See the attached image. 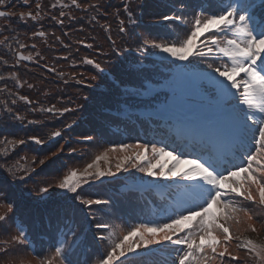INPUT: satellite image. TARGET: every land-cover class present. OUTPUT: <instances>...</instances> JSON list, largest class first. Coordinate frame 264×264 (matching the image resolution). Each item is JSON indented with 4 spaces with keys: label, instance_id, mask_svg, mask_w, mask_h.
<instances>
[{
    "label": "snow or ice",
    "instance_id": "snow-or-ice-1",
    "mask_svg": "<svg viewBox=\"0 0 264 264\" xmlns=\"http://www.w3.org/2000/svg\"><path fill=\"white\" fill-rule=\"evenodd\" d=\"M22 3L29 8L28 11L17 13L14 10H0V21H7V24L0 25V30L15 31L11 27L13 17L21 22L31 20L39 23L45 6L36 2L33 7L30 0H22ZM57 3L61 9L74 6L86 11L89 8L101 7L99 4L83 5L80 0H70V4L57 0ZM10 4L11 0H0V9L8 8ZM52 7L55 8L56 5L53 4ZM180 7L184 8L185 5L181 4ZM198 7L200 11L195 12L192 26L185 38H178L172 42L144 40L137 50L143 51L151 47L177 61H189L193 57L223 61L215 66L208 65L216 76L222 78L213 82L222 100L224 121L222 126L213 125L207 129L208 142L202 149L206 158L203 160L200 157L187 158L186 153L177 154V150H168L167 147L157 146L155 143L151 145L139 142L122 143L96 155L82 170L69 169L62 178L54 182L55 187L73 194L75 201L89 209L94 205H107L109 201L82 194L84 186L105 176H115L121 170L127 172L135 169L157 179L178 178L187 182L182 192L169 193L175 200L176 208L165 223H141L128 228L126 233L121 235H116L114 230L109 231L111 225L97 223L96 228L103 230L98 239L109 242L106 254L97 264H126L127 258L130 255H137L140 249L165 243L174 246L176 256L173 264H241L240 257L234 254L240 251H244L253 264H264V241L257 242L243 235L248 231L257 232L253 220L261 222L264 226L260 214L254 211L255 207L264 210V0H259V3L257 0L239 2L218 0L214 11L210 10L211 5L208 8L204 5ZM123 10L131 20L133 13L127 2L124 3ZM65 16L66 13L61 10L59 15L53 16L52 19L63 25ZM162 19L177 22L185 20L182 15L177 14L165 15ZM124 23V20H120L119 31L122 33L126 31ZM105 31L110 33L111 25H106ZM46 35L44 31L32 33V36ZM15 43L17 45L14 50L15 65L36 58L31 54L24 55L20 51L27 47L26 44L19 40ZM80 43L85 42L81 40ZM0 44L8 45L11 50L10 38L0 40ZM87 47L91 48L92 45L87 44ZM36 55L39 56V53ZM0 62L8 64L4 57H0ZM82 63L93 65L95 69L103 71L101 63L92 58L84 57ZM50 71H55V68ZM11 78L17 85L22 86L20 78L15 73L11 74ZM3 79L4 77H0V80ZM175 81L176 79H173L169 84L172 91ZM27 86L33 87L32 84ZM0 92L17 95L25 104L32 103L27 95L12 93L7 85L0 89ZM15 103L13 100L12 104ZM4 107L8 112H12L7 103ZM40 110L60 115L71 111L70 108L60 109L55 105ZM14 119L22 121L24 117L15 115ZM190 130L193 133L200 131L197 127H191ZM61 135V131H53L49 141ZM86 139L91 140L92 137ZM27 140L41 146L49 142L39 135L29 136ZM246 141H251V147ZM26 142L24 139L7 137L0 139V156H9L10 152ZM241 149L246 153L245 162L229 167V158L235 151ZM62 151L63 146L57 148L51 155L56 156ZM70 151L74 152L75 149ZM109 153L122 154L116 158L115 171ZM37 160L39 165H45L49 157L39 159L32 157L33 164ZM101 161L106 167H101ZM182 165L188 167L182 168ZM0 169H3L13 181L23 180L36 170L35 168L29 170L19 161L0 164ZM21 169L24 172L23 176L17 174ZM52 186L40 187L39 191L46 193ZM13 207L12 203L0 201V210H4L0 212V223L8 219V213L12 212ZM104 231H108V235H104ZM69 233L73 238L71 243L67 240ZM64 236L65 239L58 242L59 246L54 247L51 255L36 257L37 264H76L72 259V252L78 236L73 226H68ZM31 243L28 233L19 230L18 234L5 242V247L0 248V256L6 257V264H31L23 254L16 251L19 248H30ZM244 264H247V261Z\"/></svg>",
    "mask_w": 264,
    "mask_h": 264
},
{
    "label": "trees",
    "instance_id": "trees-1",
    "mask_svg": "<svg viewBox=\"0 0 264 264\" xmlns=\"http://www.w3.org/2000/svg\"><path fill=\"white\" fill-rule=\"evenodd\" d=\"M161 1L127 0L133 13L129 20L127 12L123 10L125 2L121 3L120 0H80L83 5L99 4L101 6L97 9L89 8L86 11L74 6L61 9L57 0H30L33 7L36 2L45 6L39 23L31 20L21 22L13 17L11 27L15 31L0 30V40L10 38L11 44V50L8 45L0 44V57L8 60V64L0 62V77H4L0 80V89L7 85L12 93L27 95L32 101L31 104H25L18 99L17 95L0 92V139L7 137L27 141L10 152L9 156H0V164L19 161L29 170L36 169L31 176L15 181L3 169H0V201L14 205L12 212L8 213V219L0 223V248L5 247V242L13 236L12 234H18L19 230H23L28 233L32 243L30 248H25L26 250L19 249L24 252L23 256L27 259L36 258L40 255L38 250L41 244L43 245L42 242L48 243L41 237L48 233L47 230L51 233L56 231L61 240L65 239V236L60 234V230L70 218V213L67 211L72 210L76 217L72 226L78 235L81 228L83 229L86 218L82 210L75 205H78V202L74 200L73 194L55 187L54 182L62 178V175L72 167L82 170L84 164L94 159L102 148H110L122 142L146 144L141 136L148 139L151 132L157 129L155 121L159 120L158 116L148 114L147 111L159 109L170 100V93L151 87V84H170L175 75L170 74V70L175 62L151 57L153 53L159 51L158 49L151 47L143 51L137 49L144 40H154L152 36H168L169 41L165 42L172 40L171 35L166 33L164 25L158 24V17L161 16L163 9L165 12L172 11L166 5L167 0ZM176 1L180 5H185L180 14L186 17L188 23L191 24L194 13L200 11L198 5L205 6L206 1L209 0ZM63 2L70 4V0H63ZM53 4L56 5L55 8L52 7ZM186 9L194 12L186 14L184 11ZM1 10H14L18 13L28 11L29 8L22 3V0H11L9 7ZM61 10L66 13L63 17V25L52 19L53 16H58ZM117 12L119 15H116ZM120 20L125 22L126 31L123 33L119 31ZM4 24H7V21H0V25ZM189 24L186 27L176 26L175 32L178 37L189 31ZM106 25H111L110 33L105 31ZM34 31H44L47 35L45 37L32 36ZM109 35L111 39L107 42L104 39L107 43L106 52L93 46L98 37L109 38ZM91 36H96V39H90ZM16 40L27 45L20 51L25 55L31 54L36 57L33 61H21L19 65H15ZM81 40L85 43H80ZM113 41H115L114 44ZM155 41L162 42L161 40ZM87 44H92V47H87ZM33 45H35L34 48ZM37 53L39 56L36 55ZM84 57L101 63L103 71L95 69L93 65L82 63ZM209 64L211 63L206 65ZM192 65L195 63L192 62ZM47 68H55V71H49ZM12 73L20 78L22 86L17 85L16 81L11 78ZM28 84L33 85L30 92L24 89V86ZM13 100L16 101L15 104H12ZM60 102L71 104L69 107L71 111L63 115L47 114L43 119V114L40 113L43 111L40 109ZM5 103L12 108V112L5 109ZM15 115H20L24 119L16 120ZM35 117L43 121L44 125H36L33 122ZM165 123L176 125L172 119ZM67 125L71 127H66ZM112 126L117 128L118 133L113 130ZM57 130L61 131L62 135L49 141L51 133ZM33 135H39L49 142L42 146L36 145L27 140ZM82 135H90L94 141L100 140L98 143L100 145L96 147L98 149L91 146L94 141L91 145H83L79 142L78 137ZM157 137H161L159 132H154L151 140ZM61 146H63V151L52 156L51 153ZM70 149H75V151L72 152ZM117 154L120 153H112L115 157ZM34 156L38 159L48 156L49 160L45 165H39L38 160L33 164L32 157ZM22 157L24 159H21ZM124 173V177L130 179H147V176L139 171H137V176L136 173ZM17 174L23 176V169ZM113 177L118 178L116 175L105 176L97 180L98 184L95 181L85 185L82 194H87L94 199L104 197L110 200L114 205L112 204V211L109 209L110 211L105 213V216L108 220H119L122 227L128 229L136 223L134 220L127 219L123 210L126 212L132 210V203L126 204V202L137 200L138 195L131 191L133 186L127 185L121 178L113 179ZM48 185L53 186L49 187L46 193L39 191L40 187ZM99 208L93 207L97 215L101 213ZM3 211L0 210V212ZM63 211H65L64 214ZM9 227H13V231L17 233H12ZM120 229L119 224L118 230ZM92 232L88 234L86 241V248L89 250L92 249V245H96ZM53 235L54 238L49 240L50 245L45 247V253L52 254L54 247L59 246L55 233ZM72 239L69 233L67 235L69 243ZM96 253L98 251L95 249ZM75 254L76 251L72 253V259ZM4 260L6 261V257L0 256V264L4 263ZM74 261L82 264L78 259ZM138 261L130 260L128 264H141L142 261V264H150V261L145 259Z\"/></svg>",
    "mask_w": 264,
    "mask_h": 264
},
{
    "label": "rangeland",
    "instance_id": "rangeland-1",
    "mask_svg": "<svg viewBox=\"0 0 264 264\" xmlns=\"http://www.w3.org/2000/svg\"><path fill=\"white\" fill-rule=\"evenodd\" d=\"M121 1V3L123 2H127V0H120ZM162 1H164V0H162ZM161 1V2H162ZM239 0H235V2H238ZM173 2H175V4H178V5H180L179 3H178V1H176V0H173ZM168 6V5H167ZM168 7H170V9L173 11H171V12H165L164 11V9L161 11V13L160 14H164V13H169V14H178V15H180V12L182 11V8L179 6V8H177L176 6H168ZM214 10H216V7L213 9V11ZM185 11V13L186 14H188V13H190V12H192L193 10H191V9H186V10H184ZM194 12V11H193ZM195 14V13H194ZM163 16H165V15H162L159 19H158V21L160 20V21H162L163 19H162V17ZM194 16V15H193ZM184 17V16H183ZM185 18V17H184ZM188 21V20H187ZM172 25H170L171 26V28L172 29H175L176 28V26H186V23H185V20L182 22V21H180V22H177V21H172V23H171ZM191 26H192V24H191ZM191 26H190V28H191ZM190 28H189V30H190ZM166 31V33H168V34H170L171 35V39L172 40H170V42H172V41H175V40H177L178 38L174 35V32L173 33H170L171 31H170V29H166L165 30ZM188 33V32H187ZM187 33H183V36H185L186 37V35H187ZM108 37V36H107ZM152 38L154 39V40H161L162 42H165V41H167L168 40V36H163V37H161V35L160 36H158V37H155V36H152ZM164 38H166V40H164ZM90 39H96V36H91V38ZM104 39L106 40V42L108 41V39L109 38H101V37H98L96 40H95V43H93V46L94 47H97V48H99L100 50H104V52H106L105 50H106V48H107V43L104 41ZM180 39H182V38H180ZM203 39V38H202ZM169 41V40H168ZM157 42V41H156ZM92 45V44H91ZM130 49V48H129ZM159 53H160V59H162V60H170L169 62H175V65H174V67L173 68H171V70H170V74H175L174 75V77L173 78H175V79H180L181 80V82H184V78H185V74H187L188 72H192L191 74L192 75H190V77H192L190 80H187L185 83L186 84H188V83H190V82H192L193 81V79L196 81V82H194V83H192V85H194L195 87H192V86H190V85H188L187 86V90H189V94H190V96L191 97H189V100H188V102H184V103H186L187 105H183V104H179L178 103V100H180V98H178V95H177V97L176 96H174V97H172V100L175 102L176 100H177V102L175 103L177 106V108H181L182 106H186L187 108V111H185V113L186 114H189V113H193L192 115H193V118H194V120L193 121H187L189 124H192L193 126H199V125H201V127L203 126L201 123H202V119H201V113H206L207 111H210V110H212V108H213V106H216L217 104H206V103H204V102H202L201 101V99L203 98V96L205 97V98H213L212 100H216V101H219V100H221V97H220V95H219V92H218V89L216 88V86H215V84H214V80H220V79H222V78H220V77H218V76H216L213 72H212V70L209 68H205V63L203 62V60L202 59H199V58H190V60L193 62V60H195L197 63H196V67L197 68H195V69H192V70H190L189 68H187V62L188 61H177V60H173L168 54H166V53H163L162 54V52L161 51H159ZM158 56V53H154L153 54V57H157ZM208 59H212V58H208ZM207 61H212V63H213V65L215 66V65H217V64H219V63H222L223 61H219V60H214V59H212V60H205V62H207ZM194 63V62H193ZM200 69H201V71H200ZM47 70H49L50 71V69L49 68H47ZM198 72V73H197ZM201 72V73H200ZM197 79H196V78ZM202 80H206V81H202ZM200 82V83H199ZM200 84H204V86H206L207 88H205V87H202V86H200ZM24 89L27 91V92H30V88L29 87H27L26 85L24 86ZM177 91V90H176ZM234 91V90H233ZM31 92H33L32 90H31ZM180 95H182V94H180ZM34 103V102H33ZM47 103V102H46ZM170 104V103H169ZM173 104V103H172ZM52 105H48V107H51ZM55 106H57L58 108H60V109H62V108H69V107H71V104H69V103H67V102H60V103H56V105ZM173 106H175V105H173ZM48 107H46V108H48ZM45 108V109H46ZM171 110V109H170ZM180 110H183V108H181ZM40 112V111H39ZM166 112V110L165 111H163L162 110V112L161 113H165ZM40 113H42L43 114V119H44V117L45 116H47V114H49V115H53V113H48V112H40ZM33 122H35V124L37 125V124H43V121H40V119H38L37 117H35V119L33 120ZM201 122V123H200ZM44 125V124H43ZM210 126H212V125H204V132H206L207 131V129L210 127ZM86 137H92V136H90V135H82V136H79L78 137V141L79 142H82V144L84 145V144H89V145H91V143L94 141L93 140V137H92V139L91 140H88V139H86ZM98 143H100V140L98 141V140H96V141H94L93 142V144L91 145L93 148H96V147H98L100 144H98ZM123 144L124 143H129V144H131V143H133V142H122ZM121 143V144H122ZM134 144H136V143H134ZM96 149H98V148H96ZM106 149H108V148H102L101 149V151L97 154V155H99V154H102ZM168 150H171L170 148H167ZM86 150V149H85ZM119 155H122L121 153L120 154H117L116 155V157L115 156H113L112 155V153H109V158H110V161H111V164L113 165V171H115V168H114V165H115V163H116V158H117V156H119ZM242 156H244V155H242ZM168 158H165V160H167ZM91 161H88L87 163H90ZM154 162V161H153ZM86 163V164H87ZM86 164H84V166H83V168L86 166ZM233 165V164H232ZM104 166H106L105 164H104V162L103 161H101V167L103 168ZM170 166V165H169ZM182 168H187L188 166L187 165H182L181 166ZM72 168H75V167H72ZM79 168V167H78ZM135 169H131V170H129V171H127V173L128 172H130V173H128V174H133V173H136V176H137V170H136V172H133ZM166 170V169H165ZM145 174V173H144ZM125 175V173H124V171H120V172H118L117 174H116V177H118V178H121L122 179V177ZM146 176H147V178H148V182L149 183H152V182H156V183H158L159 184V186H158V188L159 189H163L164 187H165V189L167 188V186L168 185H171V186H176V185H179L180 183V185H184L185 183H187L186 181H181L180 180V183H175L174 182V180H176V179H172V180H166V179H163V178H160L159 180H156V181H154L153 179H154V177H151V176H149V175H147V174H145ZM128 177H130L129 175H128ZM115 177H113V179H114ZM118 178H115V179H118ZM156 179V178H155ZM178 179V178H177ZM123 180V179H122ZM98 182L99 181H97L96 182V184H98ZM182 192V191H181ZM95 199H97V198H95ZM98 199H102V200H107L106 198H104V197H98ZM109 201V203L107 204V205H94L93 207H96V208H98V207H100L99 209H101V213L100 214H96L97 212L96 211H94L93 210V207L92 208H85V207H83L82 205H80L79 203H78V205L77 204H75L76 206H78L79 207V209H81L82 210V212H83V216H84V218H86L85 219V221H84V223H83V227L84 228H86L87 230H89L90 232H94L95 234H98V236L100 235V233H101V231H103V230H100V229H97L96 228V224L97 223H99V222H103V223H107V224H110L111 225V228L109 229V231H115V233H116V235H121V234H124V233H126V227H122V225H121V223H120V221L119 220H113V219H109L108 220V218H107V216H105V213H108L110 210L112 211V208H113V206H112V202L110 201V200H108ZM72 204V203H71ZM114 205V204H113ZM115 206H117V205H115ZM249 207H253L252 205H248ZM106 209V210H104V208ZM118 207V206H117ZM174 207H176V204H175V202H173V208ZM110 209V210H109ZM143 211H134V210H131V211H129V212H126L125 210H123V213H126V214H128V216H129V218H131V217H133V216H135V217H138L140 220H142V221H144V220H148V218H150V220H151V222H152V214H151V212L152 211H150V210H146L145 211V209L143 208L142 209ZM254 211L255 212H257V213H259L260 214V220L261 221H264V210H262V209H260L259 207H255L254 208ZM68 213H70L69 211H67ZM113 213V212H112ZM71 214V213H70ZM96 214V215H95ZM93 216L95 217V219H93ZM131 216V217H130ZM139 216H141V217H139ZM108 217H110V216H108ZM114 218H116V217H114ZM139 220V221H140ZM119 222V224H120V226H121V229L120 230H118V228H119V224H118V222ZM252 223L255 225V227H256V229H257V232L256 233H252L251 231H248V232H244L243 233V235L244 236H248V237H250V238H252V239H254V240H256L257 242H260V241H264V226H262V223L261 222H259V221H257V220H253L252 221ZM9 230L10 231H12V233H17V232H15V231H13L14 230V228L13 227H9ZM81 230H83L82 228H81ZM94 233H92V234H94ZM94 234V235H95ZM103 234L104 235H108V231H104L103 232ZM12 235H16V234H12ZM113 239H115V236L113 237ZM100 240V239H99ZM43 243V245L41 244V246L39 247V252H40V257H43V256H46V255H51V254H48V253H45V247L47 248L50 244L49 243H45V242H42ZM45 243V244H44ZM100 243L103 245V246H107V248H108V246H109V242L108 241H102V240H100ZM1 245V244H0ZM95 247H98V243L96 242V246ZM150 248H152V249H158L159 248V246L158 245H154V246H151V247H149V248H142V249H140L139 250V253L138 254H143V253H145V252H147V250H149ZM232 248H235V244H233L232 245ZM22 250H26L25 248H21ZM22 250H20V249H17L16 251L17 252H19V253H21V254H23L24 255V252L22 251ZM105 253H103V254H99V253H96L95 255H96V258H95V260L93 261V263L92 264H97V262H98V260L99 259H101L102 258V256L104 255ZM234 254H237L239 257H240V260H241V264H244V262L245 261H247V264H253V261L251 260V259H249L247 256H246V253L244 252V251H240V252H238V253H234ZM171 256H174V255H171ZM175 256H176V254H175ZM175 256H174V258H175ZM25 258H26V256H24ZM27 259V258H26ZM132 258H127V262H126V264H128V261H130ZM27 260H30L31 261V264H36L37 263V259L36 258H34V259H32V258H29V259H27ZM33 261V262H32ZM36 262V263H35ZM1 264H6V261L4 260V263H1Z\"/></svg>",
    "mask_w": 264,
    "mask_h": 264
}]
</instances>
